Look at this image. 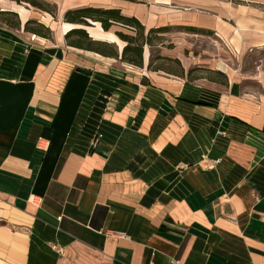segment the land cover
<instances>
[{
    "label": "crops",
    "instance_id": "obj_1",
    "mask_svg": "<svg viewBox=\"0 0 264 264\" xmlns=\"http://www.w3.org/2000/svg\"><path fill=\"white\" fill-rule=\"evenodd\" d=\"M42 1L54 16L0 0L19 24L0 18V264H264V70L162 52L177 74L147 49L125 65L111 28L85 27L118 58L67 45L79 25L63 20L116 8L201 29L233 59L264 50V0Z\"/></svg>",
    "mask_w": 264,
    "mask_h": 264
},
{
    "label": "trees",
    "instance_id": "obj_2",
    "mask_svg": "<svg viewBox=\"0 0 264 264\" xmlns=\"http://www.w3.org/2000/svg\"><path fill=\"white\" fill-rule=\"evenodd\" d=\"M16 2L25 1L30 5L39 8L41 10H45L55 15L54 5H51L48 2L42 0H15ZM51 7V8H50ZM53 7V8H52ZM5 16V17H4ZM11 16V17H10ZM13 16L16 20L13 19ZM0 18L6 22V24L17 27L18 20L17 14L12 11H0ZM63 20L70 23L78 24L79 27L72 28L68 30L65 35V42L69 46L94 51L100 53L104 56L117 57V51L113 44L93 40L89 37L85 27L91 26L92 23L98 22L104 30H108L113 26H122L133 28L136 31V36H130L122 33L121 31H115V34L125 42L119 60L128 65L141 66L142 65V53H143V43L138 42L139 37L143 36L144 26L140 23V21L132 16L123 15L119 9L116 8H100L93 6H83L68 9L65 11L63 15ZM34 24V26H32ZM170 27H159V28H151L148 29V33L151 32H162L163 30H167ZM24 30L28 32H32L39 36L50 38L51 30L46 27L44 24L39 23L35 19H29L25 22ZM188 31L192 32H200L201 29H197L194 27L186 28ZM145 43L149 44V39L146 36L144 38ZM176 62L179 63L177 59ZM196 69V68H195ZM189 70L188 73H190ZM218 74L223 75L220 72Z\"/></svg>",
    "mask_w": 264,
    "mask_h": 264
},
{
    "label": "rangeland",
    "instance_id": "obj_3",
    "mask_svg": "<svg viewBox=\"0 0 264 264\" xmlns=\"http://www.w3.org/2000/svg\"><path fill=\"white\" fill-rule=\"evenodd\" d=\"M13 19L16 20L14 16ZM32 26H34V24ZM111 30L113 32L121 31L122 33L130 36L137 35L133 28L118 25L111 27ZM146 36L149 39V44L144 41ZM138 42L143 43V51L144 49H147L149 52L150 68L161 67L166 71H171L177 74L181 73L180 64L176 62L174 58H170L162 54L164 51H177L184 52L187 55L189 54V56L194 55L196 61H205L204 58L206 57L204 56L209 55V53L214 54L220 52L222 55H227L231 66L236 67L240 73L244 75L253 72L256 68L264 70V50L248 51L240 56V58L235 57L232 59L224 52L220 44H218L211 37H208L207 33L204 32L190 33L184 31L183 29L168 28L162 32L148 33V30L144 29L143 36L139 37ZM123 44H125L124 41ZM114 47L116 49L115 45ZM117 60H119V58ZM124 64L127 65L126 63ZM195 68L196 67L193 66V70L191 71V75L189 77H198L203 74H209L208 72L206 73V71L204 72Z\"/></svg>",
    "mask_w": 264,
    "mask_h": 264
},
{
    "label": "water",
    "instance_id": "obj_4",
    "mask_svg": "<svg viewBox=\"0 0 264 264\" xmlns=\"http://www.w3.org/2000/svg\"><path fill=\"white\" fill-rule=\"evenodd\" d=\"M111 72L116 74V75H120V76H122L124 74L122 71L117 70V69H112Z\"/></svg>",
    "mask_w": 264,
    "mask_h": 264
}]
</instances>
